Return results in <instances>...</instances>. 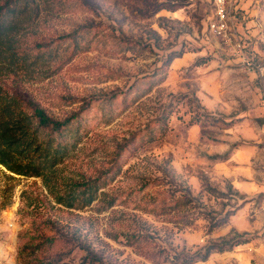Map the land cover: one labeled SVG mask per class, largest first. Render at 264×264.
<instances>
[{
    "label": "rangeland",
    "instance_id": "obj_1",
    "mask_svg": "<svg viewBox=\"0 0 264 264\" xmlns=\"http://www.w3.org/2000/svg\"><path fill=\"white\" fill-rule=\"evenodd\" d=\"M9 6L30 67L1 77L0 88L52 119L77 116L66 132L77 145L63 176L101 180L91 206L68 209L40 178L0 166V264L35 257L39 264H184L176 256L209 248L206 260L191 264H264V191L245 195L235 185L258 181L264 164L252 149L233 152L257 140L264 123V0H226L217 31L213 0ZM232 152L235 160L225 163ZM182 196L191 202L160 212ZM26 230L56 242L20 255Z\"/></svg>",
    "mask_w": 264,
    "mask_h": 264
},
{
    "label": "trees",
    "instance_id": "obj_2",
    "mask_svg": "<svg viewBox=\"0 0 264 264\" xmlns=\"http://www.w3.org/2000/svg\"><path fill=\"white\" fill-rule=\"evenodd\" d=\"M9 3L10 0H0V78L30 67L24 52L21 53L18 51L19 47H16L14 32L15 27L19 30V25L14 26L9 20L17 14V10L10 7ZM76 119L77 116L63 121L52 119L44 110L24 100L19 94L3 91L0 88V166L13 176L40 178L44 188L57 205L83 210L98 198L101 177L74 180L63 176L61 166L74 153L77 145L71 142L72 135L67 137L66 132L70 130L71 124ZM232 125L231 123L229 127ZM189 202L191 200L187 196H182L177 202L167 204L164 202L160 206V212L170 213L176 210L178 205L184 207ZM230 215L216 221L213 227L226 224ZM188 219V216H183L178 223H186ZM34 225L35 221L29 220V227ZM41 233V231L36 234L30 233V230L21 232L19 236L21 240H25V243L19 254L31 255L41 247L56 242L55 239L45 237ZM239 244L242 242H237L235 245ZM212 250L213 248L207 249L204 255L200 253L182 258L176 256L175 260L177 262L181 260L184 264L206 260ZM26 264H39V262L35 257Z\"/></svg>",
    "mask_w": 264,
    "mask_h": 264
},
{
    "label": "crops",
    "instance_id": "obj_3",
    "mask_svg": "<svg viewBox=\"0 0 264 264\" xmlns=\"http://www.w3.org/2000/svg\"><path fill=\"white\" fill-rule=\"evenodd\" d=\"M242 119V120H241ZM240 119V122H243V121H249L250 119L249 118H241ZM244 119V120H243ZM252 120V119H251ZM256 124V123H255ZM257 126V125H256ZM256 128H258V130H259V136H258V138H257V140H253L254 142H251L250 141V143H248L247 145L246 144H242V145H238L237 147H235V149L233 150V152L234 151H236V152H238V151H240L241 149H246V151H249V149H252V151H254V154H255V158H257V160H259V161H261L260 162V164H264V162L262 161V155H263V150H264V123L263 122H261L260 123V125H258V127H256ZM263 132V133H262ZM233 152L230 154V157H229V159H227L226 161H225V163H227V162H229V161H234L235 160V156L233 157ZM256 155H257V157H256ZM233 157V158H232ZM253 159V161H255L256 162V159ZM251 160L252 159H249L248 161H246V163L248 164V165H250V163H252L251 162ZM250 168V167H249ZM263 168V170H264V167H262ZM250 170H251V168H250ZM249 169H246V172L247 173H251V171H250ZM239 173V172H238ZM263 171L261 172V173H258V177H257V174L254 176V179L255 178H257L258 179V181H256V180H254L255 181V183H250V181H248V180H251L249 177H251V178H253V176H252V174H248L249 175V177H247V176H245V175H243L244 177H245V180L246 181H248V182H244V183H238L237 184V181H236V184L235 185H237V187H238V189L239 190H241V192L243 193V194H248V193H250V191L254 188V189H257V190H260V191H264V185H263V183H262V180L264 179V176H263ZM235 175H238L237 174V172H230L229 174H227V176H229V178H230V180H233L232 178V176H235ZM235 177H237V176H235ZM236 180H238V179H236ZM254 186V187H253Z\"/></svg>",
    "mask_w": 264,
    "mask_h": 264
},
{
    "label": "built area",
    "instance_id": "obj_4",
    "mask_svg": "<svg viewBox=\"0 0 264 264\" xmlns=\"http://www.w3.org/2000/svg\"><path fill=\"white\" fill-rule=\"evenodd\" d=\"M216 10H217V15H218V23L220 24V26H216L218 24H212L211 27L212 29H215V31L217 30H221V27H224L225 24V3L226 0H213ZM246 68L248 70L252 69V63L249 62L248 60L245 62ZM261 111L264 112V94L261 96Z\"/></svg>",
    "mask_w": 264,
    "mask_h": 264
}]
</instances>
